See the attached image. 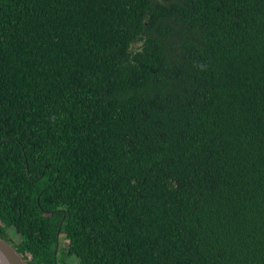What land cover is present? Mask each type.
<instances>
[{
  "label": "trees",
  "instance_id": "trees-1",
  "mask_svg": "<svg viewBox=\"0 0 264 264\" xmlns=\"http://www.w3.org/2000/svg\"><path fill=\"white\" fill-rule=\"evenodd\" d=\"M0 236L264 264V0H0Z\"/></svg>",
  "mask_w": 264,
  "mask_h": 264
},
{
  "label": "water",
  "instance_id": "water-1",
  "mask_svg": "<svg viewBox=\"0 0 264 264\" xmlns=\"http://www.w3.org/2000/svg\"><path fill=\"white\" fill-rule=\"evenodd\" d=\"M58 236L59 234L57 238ZM0 264H29V262L12 241L0 236Z\"/></svg>",
  "mask_w": 264,
  "mask_h": 264
},
{
  "label": "rangeland",
  "instance_id": "rangeland-1",
  "mask_svg": "<svg viewBox=\"0 0 264 264\" xmlns=\"http://www.w3.org/2000/svg\"><path fill=\"white\" fill-rule=\"evenodd\" d=\"M70 260H69V263L70 264H79L78 263V260L76 259V258H69ZM68 260V259H67Z\"/></svg>",
  "mask_w": 264,
  "mask_h": 264
}]
</instances>
